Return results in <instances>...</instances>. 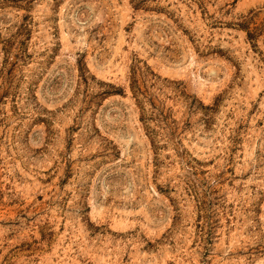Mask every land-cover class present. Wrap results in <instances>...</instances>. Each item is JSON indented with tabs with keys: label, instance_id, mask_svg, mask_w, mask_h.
Here are the masks:
<instances>
[{
	"label": "rangeland",
	"instance_id": "rangeland-1",
	"mask_svg": "<svg viewBox=\"0 0 264 264\" xmlns=\"http://www.w3.org/2000/svg\"><path fill=\"white\" fill-rule=\"evenodd\" d=\"M0 264H264V0H0Z\"/></svg>",
	"mask_w": 264,
	"mask_h": 264
}]
</instances>
